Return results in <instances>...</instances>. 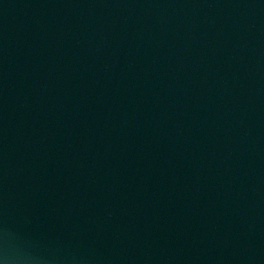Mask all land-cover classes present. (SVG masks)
Returning a JSON list of instances; mask_svg holds the SVG:
<instances>
[{
    "label": "water",
    "instance_id": "obj_1",
    "mask_svg": "<svg viewBox=\"0 0 264 264\" xmlns=\"http://www.w3.org/2000/svg\"><path fill=\"white\" fill-rule=\"evenodd\" d=\"M0 264H264V0H0Z\"/></svg>",
    "mask_w": 264,
    "mask_h": 264
}]
</instances>
